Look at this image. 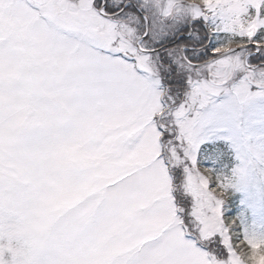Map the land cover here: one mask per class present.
<instances>
[{
  "label": "snow or ice",
  "instance_id": "6c2138e0",
  "mask_svg": "<svg viewBox=\"0 0 264 264\" xmlns=\"http://www.w3.org/2000/svg\"><path fill=\"white\" fill-rule=\"evenodd\" d=\"M177 2L171 0L161 15L171 16ZM146 4L0 0V71L10 64L27 67L57 101L56 119L25 127L15 138L32 141L38 133L37 147L55 155L72 131L63 117H87L129 156L133 171L119 190L122 198L134 204L141 196L162 194L163 181L153 177L159 168L165 174L171 169L198 193L199 204L173 197L179 205L172 220L198 251L196 264H215V258L251 264L250 252L236 254L237 218L224 212L228 184L217 174L223 141L212 136L226 127L228 113L264 99V82L256 78L257 68L264 73V0H241L240 9L223 0H189L188 19L171 25L150 16ZM210 22L228 35L227 42L213 38ZM70 190L89 194L87 185ZM14 196L11 184L0 189V200ZM158 241L137 250L147 264H160L152 256ZM253 243L245 229L243 246L250 250ZM255 243L259 248L264 242Z\"/></svg>",
  "mask_w": 264,
  "mask_h": 264
},
{
  "label": "rangeland",
  "instance_id": "374dc122",
  "mask_svg": "<svg viewBox=\"0 0 264 264\" xmlns=\"http://www.w3.org/2000/svg\"><path fill=\"white\" fill-rule=\"evenodd\" d=\"M223 2L230 9L241 8V0ZM169 3L147 0L146 8L165 25L188 19V0H178L172 15L162 16ZM209 29L218 34L212 22ZM256 73L264 82V73ZM56 103L27 67L10 64L0 71V126L5 130L0 136V189L7 184L15 189L11 202L0 200V264H147L137 250L157 237L152 256L160 264H196L198 251L172 227L173 209L179 205V199L173 204V197L190 204L198 197L185 177L159 168L153 179L163 181V193L130 204L119 193L133 171L129 156L110 136L100 135L87 117H63L71 121L64 127L72 131L61 138L55 155L37 147L42 139L38 133L32 141L15 138L25 127L56 119ZM227 116L226 127L212 136L223 141L222 159L226 157L217 174L227 189L239 194L253 244L264 242V99ZM84 185L87 196L70 190ZM227 189L224 195L232 196ZM41 208L49 220L40 218ZM243 209L238 208L240 216L245 215ZM215 264L224 261L215 258Z\"/></svg>",
  "mask_w": 264,
  "mask_h": 264
},
{
  "label": "trees",
  "instance_id": "16d2710c",
  "mask_svg": "<svg viewBox=\"0 0 264 264\" xmlns=\"http://www.w3.org/2000/svg\"><path fill=\"white\" fill-rule=\"evenodd\" d=\"M220 36L223 37L221 39L223 41L225 40V38L229 40V37L226 34L219 35V38ZM233 40V43H235V38ZM232 193V196L224 195L223 200L224 212L232 218H237L236 227L233 229V231L237 234L233 237V244L238 248L237 254L239 257L243 258L250 252L251 264H257L261 259L264 262V243H261L259 248L256 247V244H253L250 250L246 249L242 244V241L244 240V230L247 229V224L243 222L246 221L245 219L247 214L239 202L240 196L238 195V193ZM238 208H241L245 211L244 216L239 215Z\"/></svg>",
  "mask_w": 264,
  "mask_h": 264
},
{
  "label": "clouds",
  "instance_id": "9594fccd",
  "mask_svg": "<svg viewBox=\"0 0 264 264\" xmlns=\"http://www.w3.org/2000/svg\"><path fill=\"white\" fill-rule=\"evenodd\" d=\"M40 213H41V215H40V218L42 219V220H45V221H47V220H49L50 218L45 214V212H44V209L43 208H41L40 210Z\"/></svg>",
  "mask_w": 264,
  "mask_h": 264
}]
</instances>
